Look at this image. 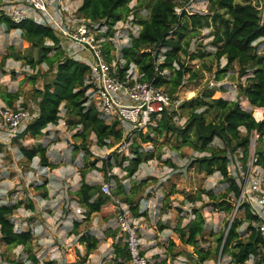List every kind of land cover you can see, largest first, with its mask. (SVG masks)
I'll return each mask as SVG.
<instances>
[{
    "label": "trees",
    "instance_id": "1",
    "mask_svg": "<svg viewBox=\"0 0 264 264\" xmlns=\"http://www.w3.org/2000/svg\"><path fill=\"white\" fill-rule=\"evenodd\" d=\"M131 1L81 0L77 8L80 17L106 27V31L99 33L105 38L114 35L113 27L117 21L125 20L131 13L135 15L139 29L136 35L131 36L129 43L120 48V59L123 63L117 64L118 75L122 76L133 63L141 74V80L152 81L154 85L162 86L173 96L185 79L193 81L201 76L200 70L193 69L189 62L207 56L217 61L224 58L226 60L224 66L214 72L215 79L221 80L223 75L236 64L239 75L246 76V82L239 83V94L256 108L252 113L244 109L237 99L213 98L215 88L202 91L198 97L186 102L190 105V114L183 127L173 121L176 111L163 112L156 124L149 127L148 133L139 132L137 143L131 145V156L126 158L127 164L124 170L127 176H132L142 162L153 158L152 151H146L141 147V143L153 141L151 134H173L178 147L188 146L194 151L206 152L205 155L195 157L190 166L196 165L200 173L219 172L225 187L218 192L202 189L190 200L201 199V194H206L208 198L206 204L211 210L223 211L228 217L225 227L217 231L210 230L209 233L215 240L213 247L202 245L206 242V220L199 207H192L191 217L185 224L181 223L182 218H180L173 227L174 233L183 245L192 247V251L187 253L191 264H204L212 259L219 260L220 264H247L249 260L252 264H264V233L261 230L263 224L261 218L251 210L246 201L240 198L235 215L230 221L241 187L238 179L228 171L234 153H238L240 161L245 163L249 153L250 137L255 132L258 135L255 164L262 169L264 178V52L259 49L258 43L264 38V15L259 7L261 0L254 2L253 0H207L206 11L195 13H188L185 9L180 13L176 12L175 8L180 5L177 0H149V4L143 6L147 10V15L144 17L139 16V8L142 6L140 0H136L137 3L129 7ZM0 22L4 23L7 32L19 29L22 35L28 38L37 37L33 43L38 44L36 46L39 47V62H47L49 68L54 69L53 78L46 82L43 88L35 89L38 95L36 114L16 136L30 135L33 138L40 136L49 124H58L63 109L68 127L76 128L73 135L79 139V144L74 145V149L83 150L85 164L91 156L89 148L91 134L94 135V143L99 147L111 146L123 139V131L118 123L106 121L99 115L96 107L88 102L86 92L89 86L85 83L88 64L66 55L58 35L50 27L30 19L14 23L2 10H0ZM204 28L209 29L207 36H211L210 44L215 50L211 51L203 47L189 52L190 37ZM46 41L52 44L48 45ZM102 46L105 58L108 62H112L113 43L105 40ZM161 51L162 56H160ZM50 52L53 53L49 55ZM182 55H185L186 59L182 60ZM29 62L33 63L32 59H29ZM205 68L208 71L212 70L211 65ZM8 103L11 105V100ZM183 106L185 103L180 107ZM200 108L203 109L199 110ZM210 110H213V116L207 118ZM261 113L263 116L260 119ZM242 128L245 130L244 133L241 132ZM129 138L128 136L126 140ZM215 138L220 139L223 146L214 145ZM46 151L47 147L41 142L33 146L20 147V154L24 157L37 156L41 167H56L55 163L48 161ZM90 163L94 165L93 161ZM103 165L106 170L112 168L110 159H105ZM81 175L80 185L74 191V199L82 206L84 214L80 221L73 220L71 232L77 235L76 241L83 246L84 251L80 253L74 245L65 253L66 260L63 264H85L89 254L97 248L99 238L91 229L79 232L77 227L89 221L91 214L99 212L102 206L110 202L111 196L119 198L120 202L126 204L131 218L148 214L146 209L141 208L140 200L135 198L145 182L143 179L127 188L116 175L105 174L108 182L110 178L115 182L110 194H107L102 192L99 183L87 182L84 172ZM37 188H42L41 194L47 196L46 183L37 185ZM22 205L30 211L35 209V203L31 198L26 201L18 199L0 204V242L5 245L27 248L33 239L30 228L15 229L12 215ZM240 211L241 216L238 215ZM117 231L121 234L117 235ZM108 232L115 237L111 245L112 263L124 264L130 261L126 242L127 232L122 230L120 225L113 228L109 226ZM174 245V239H170L169 247ZM28 258L29 264L39 262L33 253H29ZM47 263L51 264L53 261Z\"/></svg>",
    "mask_w": 264,
    "mask_h": 264
},
{
    "label": "rangeland",
    "instance_id": "2",
    "mask_svg": "<svg viewBox=\"0 0 264 264\" xmlns=\"http://www.w3.org/2000/svg\"><path fill=\"white\" fill-rule=\"evenodd\" d=\"M70 1L68 2L71 4ZM177 1L180 2V5L175 8L178 13L182 9L188 13L206 11L208 7L207 0ZM140 2L142 6L139 8V16L144 17L147 15V10L143 6L149 4V0H140ZM136 3V0H132L129 7H133ZM259 7L264 12V0L259 2ZM130 16L136 23L135 15L131 13ZM116 25L118 29H122L124 23L119 22ZM138 28L139 26L136 28L137 31ZM94 31L97 37H100L98 35L100 32L96 29ZM208 31V28H204L190 37L189 52L203 47L207 50H215L210 44L211 36H207ZM35 40L37 37L28 38L22 35L19 29L7 32L4 23L0 22V105L22 106L30 113L37 111L38 95L35 89L43 88L44 84L53 78L54 69L49 68L47 62H39L40 52L39 47L36 46L38 44L33 43ZM45 43L52 44L49 41ZM258 43L260 44L259 49L264 52V38H261ZM117 49L112 51L115 67L118 62L122 63ZM52 53L50 52L49 55ZM87 56L89 55L87 54ZM160 56H162V51ZM29 59H32L33 63H30ZM161 59L160 57L159 60ZM181 59H186V56L182 55ZM225 61L224 58L217 61L213 57L207 56L189 62L193 69L200 70L201 76L193 81L185 79L182 86L173 94L177 108L173 118L176 125L183 127L190 114V105L186 102L198 97L202 91L212 88L216 89L212 95L213 98L237 99L244 109L253 113V106L239 94V83H245L246 76L239 75V68L236 64L223 75L221 80L215 79V70L224 66ZM208 65H211V71L204 69ZM250 74L251 72H249ZM8 94L12 96L9 97ZM10 100L11 105L8 103ZM184 103L185 106L180 107ZM212 113L213 110H210L207 118H211ZM60 115L61 119L58 124H49L43 130L44 132L36 138L30 135L23 137L17 135L8 140L4 128L0 127V204H7L19 198H22L23 201L31 198L35 203L33 211L27 210L22 205L12 215L16 230L30 228L32 231L33 239L29 247L8 246L0 242V259L16 264H29L28 255L33 253L39 259L38 264H48L47 261H53L51 264H63L66 260L65 253L74 245L80 253H83V246L76 241L77 235L71 232L73 220L80 221L84 214L82 206L74 199V191L80 185L82 172L85 173L87 182L99 183L101 186L108 182L105 176L112 174L121 179L127 188L142 179L145 181L135 198L140 200L141 208L148 211L147 216L131 218L130 213L127 212L126 217L137 228L141 250L147 259V264H191L187 253L192 251V247L183 245L178 240L173 227L180 218H182V224L188 221L191 217L190 209L192 207H199L206 220V242L202 245L211 247L215 245V240L209 232L224 228L228 217L224 215L223 211L211 210V207L206 204L208 198L204 193L201 194V199L190 200L202 189H212L218 192L225 187L219 172L200 173L197 171L196 165L190 166L195 157L205 155L206 152H197L188 146L178 147V142L173 134H151L153 141L141 143V147L146 151H152L153 158L142 162L132 176H127L124 170V166L127 164L126 158L131 156V145L137 143L140 131H134L129 126L123 125L124 137L126 138L130 134L129 144L123 148H120L119 143L99 147L94 143L95 138L91 134L89 138L91 156L88 157L85 164L83 150L81 148L74 149V145L79 144V139L73 135L76 128L68 127L63 109H61ZM150 126L142 133H148ZM241 132L244 133L245 130L242 128ZM37 142H41L47 147L48 161L55 163L56 167H41L37 156L26 158L20 154L22 145L33 146ZM213 144L223 146L218 138L214 139ZM257 144L258 142L255 147ZM251 145L254 148V143ZM234 155L239 160L240 155L238 153H234ZM105 159L111 160L112 168L108 170L104 168L103 161ZM92 161L94 162L93 166L90 163ZM242 177L243 179L238 178V181L242 182L243 189L246 178L244 182V175ZM42 183H46V197L41 194L43 189L37 188V185ZM109 183L111 187H114L113 178H110ZM260 189L264 190V184L261 183ZM241 214V211L238 212V215L241 216ZM119 223L116 205L111 200L102 206L99 212L91 214L89 221L81 223L77 227L79 232L91 229L99 238L97 248L89 254L85 264H113L111 245L115 237L108 232V227L113 228ZM120 234L121 232L117 231V235ZM170 239L175 241V245L171 248L169 247ZM124 264H130V261ZM204 264H220V262L217 259H212ZM247 264H252V261H247Z\"/></svg>",
    "mask_w": 264,
    "mask_h": 264
},
{
    "label": "built area",
    "instance_id": "3",
    "mask_svg": "<svg viewBox=\"0 0 264 264\" xmlns=\"http://www.w3.org/2000/svg\"><path fill=\"white\" fill-rule=\"evenodd\" d=\"M2 10L14 23L30 19L36 23L50 27L65 44L66 55L79 58L82 51L90 55L89 70L85 78L88 102L92 103L99 115L106 121H116L122 129L123 125L129 126L134 131H144L150 125H154L163 112L176 111L175 99L162 86H156L152 81L141 80L137 67L131 63L122 76L116 73L115 63L108 62L103 51V42L110 40L116 51L126 46L132 35L137 34V23L133 17L119 20L114 25V35L105 38L97 37L96 31H106L105 26L93 24L77 14V8L68 1L61 0H0ZM264 15V12H263ZM124 23L122 29L117 28V23ZM139 29V28H138ZM83 59L81 58L80 61ZM123 63V61H122ZM28 109L22 106L0 105V127L4 128L8 140L23 130L27 123L34 117ZM123 131V130H122ZM130 137V134H129ZM258 135L253 132L250 137L249 153L245 163H242L233 154L228 165V171L237 179L246 178L245 188L241 187V199L246 201L251 210L261 220V230L264 233V190L260 189L264 184L263 172L260 166L255 164V145ZM127 138V137H126ZM123 135L119 142L120 148L129 144ZM254 143V148H252ZM240 157V156H239ZM244 169V170H243ZM240 174V176H239ZM104 193L110 194L109 182L102 184ZM258 192V193H257ZM246 198H245V197ZM244 197V198H243ZM118 211L121 229L127 232L126 242L130 254V264H147L144 254H141V242L137 234V228L128 218L126 204L112 197ZM0 264H16L12 261L0 259Z\"/></svg>",
    "mask_w": 264,
    "mask_h": 264
},
{
    "label": "crops",
    "instance_id": "4",
    "mask_svg": "<svg viewBox=\"0 0 264 264\" xmlns=\"http://www.w3.org/2000/svg\"><path fill=\"white\" fill-rule=\"evenodd\" d=\"M68 1H70V0H68ZM71 2V4L73 5V7H76V8H78V6L80 5V3H81V0H71L70 1ZM78 14V13H77ZM79 16V15H78ZM60 45H61V47L63 48V50H64V53L66 54V51H65V45H66V43L65 44H61V39H60ZM85 53H87V52H85V51H82V52H80V54H79V58H75V59H77V60H81V58L83 59L82 61H89L90 60V55L89 56H87V54H85ZM254 109L256 108V107H253ZM262 110V112H263V109H261ZM36 114V112L34 113V115ZM262 113H261V118H262ZM19 199H22V198H19ZM28 210V209H27ZM30 211V210H29Z\"/></svg>",
    "mask_w": 264,
    "mask_h": 264
},
{
    "label": "water",
    "instance_id": "5",
    "mask_svg": "<svg viewBox=\"0 0 264 264\" xmlns=\"http://www.w3.org/2000/svg\"><path fill=\"white\" fill-rule=\"evenodd\" d=\"M240 197H241V193H240V196H239V198H238V201H237V203H236V205H235V207H234V209H233V212H232V215H231L230 221H232V219H233V217H234V215H235V212H236V209H237V206H238V202H239V200H240Z\"/></svg>",
    "mask_w": 264,
    "mask_h": 264
}]
</instances>
